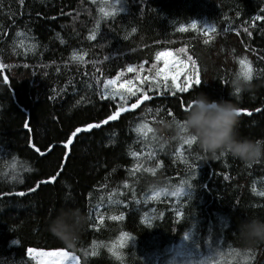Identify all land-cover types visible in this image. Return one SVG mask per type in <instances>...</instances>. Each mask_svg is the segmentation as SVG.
<instances>
[{"label":"trees","instance_id":"1","mask_svg":"<svg viewBox=\"0 0 264 264\" xmlns=\"http://www.w3.org/2000/svg\"><path fill=\"white\" fill-rule=\"evenodd\" d=\"M109 1L0 0V264H37L29 248L79 264H264V243L237 230L264 218V157H213L178 123L203 92L246 109L237 134L264 141V0ZM166 53L185 92L160 76ZM249 68L252 87L233 92ZM106 80L136 95L115 99ZM62 208L84 218L71 248L48 231Z\"/></svg>","mask_w":264,"mask_h":264},{"label":"clouds","instance_id":"2","mask_svg":"<svg viewBox=\"0 0 264 264\" xmlns=\"http://www.w3.org/2000/svg\"><path fill=\"white\" fill-rule=\"evenodd\" d=\"M233 92L247 91L250 80L236 77L232 80ZM236 106L228 99H210L205 93H196L191 108L183 117V130L195 137L197 146L205 153L230 155L249 163L264 157V141L240 137L237 134ZM172 127V124L166 125ZM84 218L75 208H62L51 219L48 231L65 246L73 247L83 226ZM238 234L245 245L264 243V218L250 217L237 226Z\"/></svg>","mask_w":264,"mask_h":264},{"label":"snow or ice","instance_id":"3","mask_svg":"<svg viewBox=\"0 0 264 264\" xmlns=\"http://www.w3.org/2000/svg\"><path fill=\"white\" fill-rule=\"evenodd\" d=\"M117 2H119V0H117ZM257 19H259V17H257ZM249 35H251V33H249ZM240 63L243 64L244 61H241ZM0 67H2V66H0ZM141 67H143V65H141ZM132 70H133L132 67L129 66L128 71H132ZM161 71H163V70H161ZM195 71H196V66H195V62H193V65H192V72H193V75H195ZM157 75H159V73H157ZM242 76H243V78H244L245 80H251V78H252V76H251V69L249 68V70H247V71H243V72H242ZM144 79H148V78L145 77ZM176 79H177V77H176L175 75H173V76H172V83H173L174 87H175L176 89H178L180 92H185V91L188 89V87H189V84H190V82H191V77L188 76V75H186L185 78H184V79H185V82H184V83H181V84H176ZM110 83H112V81H108V80L105 81V84H110ZM197 83H200V81L197 80ZM165 87H167V85H165ZM128 91L131 92V94H132L133 96L136 95L135 92H132L131 88H129ZM136 91H141V89L138 88ZM148 91H151V86H149ZM236 93H239V91H237ZM108 95H109V93H108V92H105L104 95L101 96V98L103 99L104 96H108ZM112 95H115V94H112ZM142 99L145 100V101H148V100H151L152 97L149 96V95L146 94V93L143 94L142 96H137V97H136V102L133 103V104H131V107H132L133 109L136 108L137 105L141 102ZM186 108H187V110L190 109V108H191V104H187V105H186ZM119 111H121V108L118 107V108H117V112H116V114H113V115H109V116H107V120H114V119L116 118V115L119 114ZM257 111H259V109H257ZM241 114H249V113H247L246 109H243V108H239V107H237V108H236V115H237V117L240 116ZM169 115H171V113H169ZM106 122H107V121H102V123H106ZM178 123L180 124L181 131H184V130H183V127H182L183 121H180V122H178ZM94 126H95V127H99V124H96V125L88 124V125H87V128H88V129H91V128H93ZM79 131H81V129H80V128H77V129H76V132H79ZM194 141H195V137L190 136L189 141H187V142H194ZM65 147H67V145H65ZM220 155H223V153H221ZM51 179H52V180H55L56 177L53 176V177H51ZM42 183H43V182H42ZM30 190H31V191H34L35 189H30ZM182 193H183V189H178L176 192L173 193V195H178V194H182ZM18 195L23 196L24 193H23V192H20V193H18ZM261 195H264V193H261ZM113 219H115V217H113ZM14 243H15V242H14ZM35 251H36V250L33 249V248H29V249H28V252H29V253H31V252H35ZM41 255H48V256H52V257H63V258H65V259H66L67 261H69V262H74V261L76 260V257H75L74 255H72L71 252L65 251V250H63V249H60V250H57V251H54V252H49V253H41Z\"/></svg>","mask_w":264,"mask_h":264},{"label":"rangeland","instance_id":"4","mask_svg":"<svg viewBox=\"0 0 264 264\" xmlns=\"http://www.w3.org/2000/svg\"><path fill=\"white\" fill-rule=\"evenodd\" d=\"M96 3H99V0H96ZM116 0H110L108 3V9L106 11V13H109V9L111 7H120L121 3L115 2ZM105 2V0H102L101 3ZM165 60V65L163 67V71H161L160 76L162 78H170L172 79V76L175 75L177 77V79L182 75V73L185 71V67L184 64L180 61L181 59L173 56L170 53H166L165 56L163 57ZM1 66V65H0ZM0 69L2 70L3 68L0 67ZM184 74L188 75L187 73L184 72ZM176 79V80H177ZM120 87H123L124 90L122 91L123 94H127L129 91L128 89L130 88L127 85H123V84H119L117 81L113 80L112 83L110 84H105V88L108 91H112L113 94V98L116 99V93L120 92ZM132 90V89H131ZM117 117V116H116ZM35 252H31L29 253V256L34 258L37 262V264H79V258L74 255L76 257V260L74 262H69L67 261L65 258L63 257H52V256H48V255H41V253H49V252H54L57 250H38L35 249Z\"/></svg>","mask_w":264,"mask_h":264},{"label":"water","instance_id":"5","mask_svg":"<svg viewBox=\"0 0 264 264\" xmlns=\"http://www.w3.org/2000/svg\"><path fill=\"white\" fill-rule=\"evenodd\" d=\"M0 64H1V61H0ZM97 127H93V128H91V129H88V128H84V129H81V131H79V132H77V134H80V133H82V132H89V131H91L92 129H96ZM73 140H74V137H72V140H71V143L73 142Z\"/></svg>","mask_w":264,"mask_h":264},{"label":"bare ground","instance_id":"6","mask_svg":"<svg viewBox=\"0 0 264 264\" xmlns=\"http://www.w3.org/2000/svg\"><path fill=\"white\" fill-rule=\"evenodd\" d=\"M0 61H1V59H0ZM1 66H2V62H1V64H0ZM1 70V69H0Z\"/></svg>","mask_w":264,"mask_h":264}]
</instances>
